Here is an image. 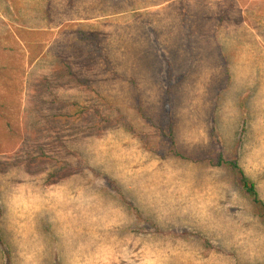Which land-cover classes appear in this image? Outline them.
I'll return each mask as SVG.
<instances>
[{"label":"rangeland","instance_id":"rangeland-1","mask_svg":"<svg viewBox=\"0 0 264 264\" xmlns=\"http://www.w3.org/2000/svg\"><path fill=\"white\" fill-rule=\"evenodd\" d=\"M217 154L264 202V0H0V264H264Z\"/></svg>","mask_w":264,"mask_h":264},{"label":"trees","instance_id":"trees-1","mask_svg":"<svg viewBox=\"0 0 264 264\" xmlns=\"http://www.w3.org/2000/svg\"><path fill=\"white\" fill-rule=\"evenodd\" d=\"M165 102L161 105L160 120L157 121L156 127L160 133L162 140L168 147V152L173 158H181L179 151L177 150L174 140V124L175 121L171 111V96L170 90L165 92ZM213 140L217 143L216 136L212 135ZM209 164L213 167L226 168L233 178L235 179L236 186L240 192L249 200L256 217L264 225V202L260 199L255 184L246 177L243 170L238 166L234 160L227 161L221 154H217L215 157L209 159ZM153 229L157 232L160 230L157 224H151Z\"/></svg>","mask_w":264,"mask_h":264}]
</instances>
